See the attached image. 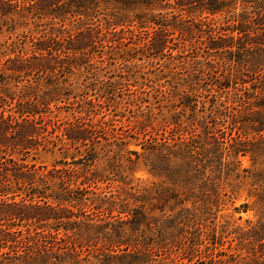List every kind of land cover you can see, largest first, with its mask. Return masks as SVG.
Returning <instances> with one entry per match:
<instances>
[{
  "label": "trees",
  "instance_id": "trees-1",
  "mask_svg": "<svg viewBox=\"0 0 264 264\" xmlns=\"http://www.w3.org/2000/svg\"><path fill=\"white\" fill-rule=\"evenodd\" d=\"M164 1L0 0V15L10 19L17 14L70 26L61 35L33 37L29 51L7 57L0 67V264L264 261V191L254 195L262 205L256 222L247 219L246 230L232 231L240 237L239 249L224 247L229 226L218 220L235 198L229 180L238 174L237 155L264 156V0H178L182 11L201 12L197 20L153 13ZM126 21L134 22L128 37L123 28L115 30ZM126 37L135 45L142 42L139 48L147 47L151 57H165L161 77L168 70L174 83L153 96L182 111L169 107L159 118L149 106L124 128L104 115L94 120L113 103L117 84L95 78L76 87L59 79L93 70L94 57L114 55L113 42L121 45ZM169 57H179L181 76ZM34 76L43 81L24 84V90L5 87L11 83L17 89L23 78ZM227 100L238 113L223 111ZM206 109L235 124L239 139L231 137L233 160L211 135ZM55 110L71 117L48 118ZM182 116L187 125L200 124L201 133L186 129ZM152 120L154 132L146 128ZM139 136L135 144L157 181L132 185L123 171H134L129 154L138 159L141 153L129 145ZM47 143L68 153L72 149L71 161L41 168L24 162ZM114 180L124 184L105 191ZM234 209L251 208L243 203Z\"/></svg>",
  "mask_w": 264,
  "mask_h": 264
},
{
  "label": "rangeland",
  "instance_id": "rangeland-1",
  "mask_svg": "<svg viewBox=\"0 0 264 264\" xmlns=\"http://www.w3.org/2000/svg\"><path fill=\"white\" fill-rule=\"evenodd\" d=\"M177 1L178 0H166L162 2L160 6H155L152 12L156 15L159 12L162 17H166L167 15L169 17L172 15H178L179 17L184 16L193 20H197L200 17L201 12L199 11L192 13L182 11L183 9L178 6ZM106 10L107 9L103 8V10L100 9L99 11L104 12ZM181 11L182 13H180ZM16 15L17 14L13 15L14 19H10L5 15H0V67H3L4 61L7 57H14L15 54L20 53L23 50L29 51L31 46L30 41L33 39V37H41L43 35L46 36L51 33H58L61 35L70 27L68 26L69 23L63 25H60L59 23L53 24L48 18H44L42 21H35L31 19L20 18ZM218 18H223V15H218ZM132 23L134 22L126 21L124 23L125 25L118 26L115 30L117 32H122L121 28H123L125 30L124 36L128 37L130 34H128L126 31L131 26H134ZM127 37L122 38L123 44L121 45L113 42L112 45L114 46V55H110L108 57L107 54H101L102 57H94L96 60L93 65V70L90 69L87 71L84 69V71H77V73H74L69 77L61 75L59 79L62 81V83L65 81H68L70 84L74 83L76 87H80L82 82L91 83V80L95 78L103 82L106 81L112 82V84H117L118 88L116 89V96L114 97V100L112 99L113 103L109 105V108L104 106L101 109L102 113H99L94 118V120L99 119L101 118V115H104L106 120L113 121L118 126L124 125V128L128 127V124L130 123V117L142 113V111L147 110L149 106L154 114L158 115L159 118L161 117V113L168 115L167 108L169 107L171 112L182 111V107L180 105L172 108L171 103L167 100H157L154 99L153 96V94L158 93L156 92L157 89L160 91L165 89V87L169 88L174 83L173 76L168 70L167 74H164L165 78L161 77V74L164 73L165 57H151L152 53H149L150 51L146 49L147 47L139 48V45L142 42H139L138 45H135L131 43V38L129 39ZM135 39L137 42L140 38L135 37ZM141 39H143V35H141ZM174 42L177 41L175 40ZM103 45L106 46L105 43H103ZM174 45L176 44L174 43ZM98 49L102 48L100 47ZM104 49L109 50L108 47H105ZM177 53L178 52H175L173 54L177 55ZM167 57L168 56H166V58ZM169 58L172 62H175V64L172 63L174 67L178 65V68H176L177 70H175L176 75L181 76L183 74V70L180 67L181 61L179 57ZM93 61L94 60H92V62ZM27 78L28 80L23 78L18 83L17 89L11 83L5 87H13L12 91L24 90L26 87L23 86L24 84L28 85L29 83H35L37 80H42V78H37L36 76ZM161 84L163 86L160 88ZM14 93H17V91ZM209 98L213 99L212 96H209ZM145 99H147V102ZM222 109L228 115H231V113H238V109L235 106H230L228 100ZM206 111L208 112L207 124L210 127L211 135L216 136L218 140L223 142L224 156L226 158L230 157V159L233 160L231 156H229V153L231 152L229 145L231 143V137H238L239 135L235 124L229 121L228 118L226 120L221 116L216 117L208 109H206ZM55 115L60 118H63L66 115L71 117V115L66 113L64 110H55L54 114H49L48 118H53ZM198 115L200 118L201 112L198 111ZM140 119V122H144V120H146L144 115ZM182 120L184 121H182V124L186 129L193 130V133H199L201 131L200 124H195L193 126L190 124L187 125L188 120H186L184 117ZM152 126L155 128L157 127L155 120H152L151 123L146 122L147 131L154 132ZM248 131L249 129H247V132ZM253 134L251 137L254 138V136H257ZM141 139V136H139L138 140H132L133 142H131L129 145V149H135L141 153L138 159L136 158V154H129L132 157V160L135 161L134 166H132L134 171L131 172L130 169L123 171L125 175V177H123L124 181L132 185L150 184L152 181H157V178L148 171V167L145 165V158L143 156L144 154H142L143 149L140 145L135 144ZM47 145L48 143L45 147L40 146L36 151L32 150L27 156L24 157V162L28 165L41 168L43 166L50 167L55 163L60 164L66 160L71 161L69 156L72 153V149L68 153L65 150L62 151L57 148H53L51 144H49V146ZM13 157L16 158V155ZM21 157L23 156L20 155L17 157V161H22ZM104 160H106V157H104L103 161ZM235 160L239 161L237 166L238 174L229 180L232 187L235 189V198L233 202L229 201L227 203L224 209L219 212L218 217V220L222 222L226 220L225 222H227V225L229 226L224 247H231V251L237 248L236 245H238L237 243H239L240 239V237H237V235H235V233L232 231L236 228H242L246 230L248 228V223L246 221L247 219L251 220L252 222H256V213L262 205L257 201V196L254 195L258 193L261 194L262 191H264L261 186L264 185V183L260 179V177L263 175L262 172L264 171V156L255 158V156L251 153H247L245 155L238 154ZM99 162V165L103 164L102 160ZM258 173H260V175L256 176ZM116 176L114 174L113 177ZM2 179H4V177L3 175H0V188L2 187ZM117 179L120 178L117 176ZM121 184H124L121 182V180H114L113 183L106 185V188L104 189L105 191L115 190L118 189ZM16 199H18V197H16ZM243 203H248L249 208L251 209H249L247 212H238L234 209L235 206H240ZM90 216L96 218L94 213L90 214ZM238 247H240V245H238ZM241 248L242 253L245 254V247L241 246ZM263 263L264 261H262V264Z\"/></svg>",
  "mask_w": 264,
  "mask_h": 264
}]
</instances>
